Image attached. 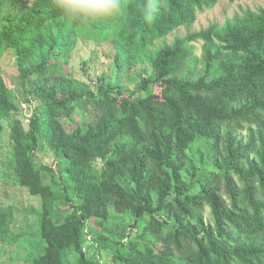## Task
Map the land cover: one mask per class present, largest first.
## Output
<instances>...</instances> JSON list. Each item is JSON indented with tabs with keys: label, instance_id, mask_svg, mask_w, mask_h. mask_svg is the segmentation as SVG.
<instances>
[{
	"label": "trees",
	"instance_id": "obj_1",
	"mask_svg": "<svg viewBox=\"0 0 264 264\" xmlns=\"http://www.w3.org/2000/svg\"><path fill=\"white\" fill-rule=\"evenodd\" d=\"M1 1L0 51L15 54L25 90L35 85L25 96L28 125L13 117L9 132L10 167L41 201L45 251L34 264H101L83 252L88 235L113 264H264V9L156 51V41L217 0H152L150 21L149 0H123L120 15L92 27L119 44L120 61L153 70L126 92L103 83L93 90L64 70L81 26L54 0ZM199 40L197 71L188 60ZM76 108L84 120L74 121ZM17 110L0 75V134ZM244 130H254L247 144L235 136ZM40 143L66 158L61 186L43 182L50 169L34 159ZM111 211L132 216L137 233L127 243L110 234ZM13 222L12 208L0 206V245L14 242Z\"/></svg>",
	"mask_w": 264,
	"mask_h": 264
},
{
	"label": "rangeland",
	"instance_id": "obj_2",
	"mask_svg": "<svg viewBox=\"0 0 264 264\" xmlns=\"http://www.w3.org/2000/svg\"><path fill=\"white\" fill-rule=\"evenodd\" d=\"M2 9L6 11L7 4L0 0V10ZM259 9H264V0H217L214 7L198 11L192 25L181 26L164 39L156 41L154 49L157 51L164 44L171 45L176 38H184L188 33L203 31L210 26L220 28L235 16H241L245 11L257 12ZM3 16L0 15V25L4 22ZM77 30L69 64L63 67L74 78L84 81L93 90H97L103 83L119 86L126 92H133L138 82L153 79V70L146 62L139 61L134 65H128L120 61L117 57L120 51L119 44L109 37H101L98 29L78 27ZM191 46L193 55L192 60H188V62L191 68H196L199 71L203 67L204 42L199 40L191 43ZM0 75L4 78L8 88L9 100L18 109L17 112H11L3 118V130L0 134V206L11 207L14 214V222L11 226L14 242L0 245V264H34V261L40 258L45 251V243L40 232L41 201L39 197L30 195L10 167L13 146L10 142L9 132L13 117L21 120L24 126L28 125L32 112L25 102V96L27 91H30L35 85L32 81H28L25 90L18 76L16 56L11 50L0 51ZM155 93L159 94L158 91ZM32 98L34 102L31 104L34 106L36 104L35 97ZM23 105L26 106V109ZM73 117L76 122L84 120L82 109L76 108ZM91 117L89 115L88 120ZM251 134H254V130L239 131L235 136L242 144H247L251 139ZM186 156L189 161L195 160L191 153L186 152ZM34 159L37 164L45 165L50 169V171L42 173L43 182L61 186L65 179V156L56 154L45 143H40L34 152ZM201 162L206 163V159ZM191 171H193V166H188L182 175L186 182L190 181L188 173ZM209 216V210L206 209L204 219L209 220ZM111 217L113 220L110 224V234L116 235L124 243L135 237L137 227L132 226V216L131 219L125 220L111 211ZM52 218L61 222L64 219V214L56 212ZM83 252L88 259L96 257L101 264H113L110 251L100 249L90 235L83 245Z\"/></svg>",
	"mask_w": 264,
	"mask_h": 264
},
{
	"label": "clouds",
	"instance_id": "obj_3",
	"mask_svg": "<svg viewBox=\"0 0 264 264\" xmlns=\"http://www.w3.org/2000/svg\"><path fill=\"white\" fill-rule=\"evenodd\" d=\"M56 8L70 22L84 28L110 20L122 13L123 0H54ZM152 0L144 7L145 19L155 15Z\"/></svg>",
	"mask_w": 264,
	"mask_h": 264
},
{
	"label": "built area",
	"instance_id": "obj_4",
	"mask_svg": "<svg viewBox=\"0 0 264 264\" xmlns=\"http://www.w3.org/2000/svg\"><path fill=\"white\" fill-rule=\"evenodd\" d=\"M23 107L26 109V106L25 105H23Z\"/></svg>",
	"mask_w": 264,
	"mask_h": 264
}]
</instances>
